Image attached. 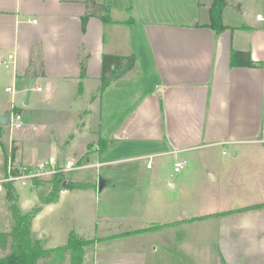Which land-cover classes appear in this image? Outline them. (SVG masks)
Listing matches in <instances>:
<instances>
[{
  "label": "crops",
  "instance_id": "crops-1",
  "mask_svg": "<svg viewBox=\"0 0 264 264\" xmlns=\"http://www.w3.org/2000/svg\"><path fill=\"white\" fill-rule=\"evenodd\" d=\"M95 2L109 7L110 21L90 0H0V113L22 118L19 129L0 126V190L10 162L34 166L46 159L42 142L73 146L76 135L86 146L105 140L85 159L108 169L107 184L118 168L136 177L154 162H172L174 171L187 161L150 191V221L119 223L104 236L144 243L138 253L116 252L113 264H264V205L256 206L264 203V0H225L219 33L205 26L212 0ZM104 54L136 61L98 93ZM51 107L76 114L64 134L46 123ZM50 178L30 188L42 191ZM121 186L135 193L142 183ZM152 225L161 226L135 232Z\"/></svg>",
  "mask_w": 264,
  "mask_h": 264
},
{
  "label": "rangeland",
  "instance_id": "rangeland-1",
  "mask_svg": "<svg viewBox=\"0 0 264 264\" xmlns=\"http://www.w3.org/2000/svg\"><path fill=\"white\" fill-rule=\"evenodd\" d=\"M44 117L48 125L54 123L58 125L60 132L57 133V135H59L64 134L65 129L67 130L69 125L73 124L76 119V114L72 108L71 111H64L61 109L55 110V108L51 107L47 109ZM75 137L76 139L73 146H68V144H64V141L59 139L52 140L50 143L47 142L45 144L42 142L45 158L51 153L61 164L66 160H70L75 165H88L89 163L85 157L92 150H95L96 147L94 145L97 140L88 143L86 146V143L82 141L84 135H76ZM92 161L93 160H90L89 162ZM17 164L18 163H16L15 166L19 165ZM13 165L14 164L11 162L9 163L10 167H13ZM153 165L154 167L151 171L143 167V170L141 169L142 171L136 174V177L134 175L131 176L129 171L118 168L119 170L115 171L114 176L110 175L112 179L109 178V183H106L105 188L101 191H98V180L103 176L105 178L107 173L109 174L108 169L102 168L100 170L97 167L87 166L66 173V178L71 179V181H84L89 183L90 187L84 191H71L70 189L64 193L58 201L41 205L42 208L40 212H38L32 220V230L36 235L45 239L46 248H54L65 244L68 234L71 231L85 239L95 240L93 243L87 245L83 264H113V261L119 257L116 252H125V248L138 253L139 247L141 244H144L142 242L139 243V235L126 239L122 237L117 240L108 239L104 236L118 231L116 230L118 229L116 226L119 223H126L125 225L132 223L131 225L139 226L150 221L149 214L152 213L150 209L156 207L154 203H150V191L154 190L155 187L158 188L159 183H165L166 173L173 172V176L170 178L171 180L175 179L174 175L179 174V172L174 173L172 162L170 165L168 162H154ZM187 165L188 163L186 161V164L183 165L180 172L186 170ZM143 166H145V164ZM165 168L168 169V171L165 172ZM11 181L15 186L18 204L22 212H28L32 207L36 206L41 197H43L51 187V183H47L48 185H44L42 191H36L34 190L35 188H30L32 182L30 179H14ZM122 181H127L132 184L136 182L137 184L142 183L141 190L133 193L134 191H129L127 188L121 186ZM146 181H154L157 184H146L149 185L146 186L144 185ZM1 182L3 183L4 180ZM114 182H118L117 188L111 187ZM60 191L58 192V196ZM162 192L163 194L169 195L173 190L170 189V187L164 186L162 187ZM145 193L147 197L149 196L148 203L140 202V198L146 196L144 195ZM147 204L149 210L145 209ZM176 215L177 214L174 212L171 217L176 218ZM181 215L182 214H180V217ZM11 222L12 219L8 212L6 191L2 188L0 190V231H8ZM110 227H112L113 230H109L108 228ZM102 237L105 239L97 241V238ZM125 241L129 242L127 247L124 245V243H126ZM5 251L7 250H2L0 248V254L5 253ZM134 257L137 258V256ZM68 260L69 254L68 251H65L61 256L56 257L55 254H51L48 257L40 258L37 264H68Z\"/></svg>",
  "mask_w": 264,
  "mask_h": 264
},
{
  "label": "trees",
  "instance_id": "trees-1",
  "mask_svg": "<svg viewBox=\"0 0 264 264\" xmlns=\"http://www.w3.org/2000/svg\"><path fill=\"white\" fill-rule=\"evenodd\" d=\"M90 2L93 11L102 12L100 18L103 22L110 21L109 7L97 4L95 0H90ZM224 6L225 0H212L209 6V21L205 26L213 29L217 33L227 28L223 24L221 18V12ZM89 15V13H86L82 16L83 28ZM135 61L136 58L134 55L118 56L104 54L101 63L98 93H101L112 81L120 79L128 71L132 70L135 67ZM80 64L81 74H83L85 71V60L82 59ZM246 65L252 66L254 62L248 59ZM95 143L98 146L97 151L99 153L105 150L106 142L101 137H98ZM25 168L28 169L29 167L25 166ZM20 172V168L10 167V171L5 173V177L8 175H17ZM66 179L67 178L62 173L52 175L49 180L51 183L50 191L41 197L40 203L32 207L28 212L21 211L13 182L10 180L3 183L8 201V212L12 222L8 231H0V248L2 250H7L5 253L0 254V264H37L40 258L48 257L51 254H55L56 257L61 256L65 251H68L69 254L68 264H83L86 247L95 240L85 239L71 231L68 234L65 244L54 248H46L45 239L36 235L31 227L33 218L42 208L41 205L55 201L58 198V192L62 189L63 183L66 189L85 190L90 187V184L87 182ZM261 205H264V203L256 206ZM160 226L161 225H152L144 229L135 230V232L152 230ZM104 239L105 238H97V241H102Z\"/></svg>",
  "mask_w": 264,
  "mask_h": 264
},
{
  "label": "built area",
  "instance_id": "built-area-1",
  "mask_svg": "<svg viewBox=\"0 0 264 264\" xmlns=\"http://www.w3.org/2000/svg\"><path fill=\"white\" fill-rule=\"evenodd\" d=\"M9 58L12 57V55L8 56ZM7 66V64H6ZM6 90H11V88H6ZM37 90H41V87H37ZM22 125V118L20 113L18 112H11L10 120L8 123V126L11 130L19 129ZM264 140V139H263ZM185 164V161H177L174 164V171H179L183 165ZM88 165H75L72 161L66 160L63 164L58 162L55 156H48L46 159L38 161L34 166H29L28 169L25 167H22L21 172L17 175H8L5 177V181H10L14 179H36V178H43V177H52V175L57 173L66 174L74 169H80L85 168ZM147 168L151 167V162H148L146 165ZM10 171V167H9Z\"/></svg>",
  "mask_w": 264,
  "mask_h": 264
},
{
  "label": "water",
  "instance_id": "water-1",
  "mask_svg": "<svg viewBox=\"0 0 264 264\" xmlns=\"http://www.w3.org/2000/svg\"><path fill=\"white\" fill-rule=\"evenodd\" d=\"M32 86V82L29 83L28 87H27V91H26V95H25V102L27 103L28 101V96L30 93V89ZM10 116H11V110L7 111L4 114L0 113V126H6L9 123L10 120ZM106 179L103 177H100L98 180V191H101L103 189V187L106 185ZM62 189H65V184H62Z\"/></svg>",
  "mask_w": 264,
  "mask_h": 264
}]
</instances>
